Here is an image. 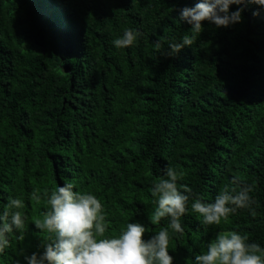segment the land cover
<instances>
[{
    "label": "trees",
    "instance_id": "16d2710c",
    "mask_svg": "<svg viewBox=\"0 0 264 264\" xmlns=\"http://www.w3.org/2000/svg\"><path fill=\"white\" fill-rule=\"evenodd\" d=\"M198 2L0 0V207L22 196L26 217L24 239L10 235L0 264L43 252L49 237L34 221L47 205L29 196L67 182L101 200L108 234L140 222L149 239L168 226L149 219L167 166L205 202L242 185L254 201L209 226L190 199L184 234L170 239L173 264H194L219 231L264 248V8L230 5L244 7L241 22L205 21L191 47L166 55L191 35L180 10ZM126 28L141 35L117 49Z\"/></svg>",
    "mask_w": 264,
    "mask_h": 264
},
{
    "label": "clouds",
    "instance_id": "9594fccd",
    "mask_svg": "<svg viewBox=\"0 0 264 264\" xmlns=\"http://www.w3.org/2000/svg\"><path fill=\"white\" fill-rule=\"evenodd\" d=\"M233 4L244 7L254 4L264 8V0H200L194 7H185L180 10L179 20L191 26L188 30L191 35L185 34L180 42L171 43L166 55L174 56L183 48L191 47L205 21L217 28L241 22L244 7L229 12ZM140 35L126 28L112 43L117 49L129 48ZM154 46L160 48V42ZM162 171L163 176L150 189L156 207L149 219L152 224H159L167 218L168 226L147 240L144 239L147 229L140 222H129L117 234H108L109 221L101 200L91 192L74 190V182L56 186L51 191L34 189L29 199L37 203L44 200L47 205L42 218L35 220L34 225L48 234L49 239L41 241L42 253L24 257L27 264H173V257L169 255L170 239L173 233L184 234L180 221L187 212L190 199L193 200L192 211L209 226L227 222L238 210H252L251 186L242 185L238 191L224 187L209 203L187 186H182L181 191L178 180L182 173L176 168L167 166ZM232 183L241 182L234 177ZM24 208L22 196H10L0 207V254L9 247L13 232L19 233L18 239H24ZM247 241V234L219 231L207 242L202 253L194 255V264H264V248ZM188 264L193 261L189 260Z\"/></svg>",
    "mask_w": 264,
    "mask_h": 264
}]
</instances>
